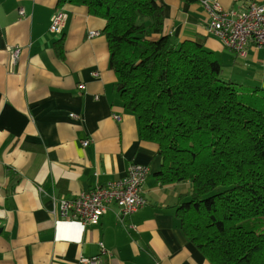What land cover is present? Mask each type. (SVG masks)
Returning <instances> with one entry per match:
<instances>
[{
    "label": "crops",
    "instance_id": "0c3cea01",
    "mask_svg": "<svg viewBox=\"0 0 264 264\" xmlns=\"http://www.w3.org/2000/svg\"><path fill=\"white\" fill-rule=\"evenodd\" d=\"M158 1L175 43L190 39L224 61L237 60L208 33L202 0ZM217 1L223 9H240L250 0ZM57 3L0 0V264H78L82 255L99 254L100 242L104 264H211L175 214L190 183L160 182L158 146L139 137L135 115L113 88L104 20L84 5ZM57 7L67 18L52 32L49 18ZM91 30L99 34L88 36ZM58 40L63 46L57 51ZM259 52L264 58L263 48L246 49L255 60ZM260 83L264 88V79ZM131 162L149 168L146 203L123 220L115 203L94 225L53 212V194L72 200L94 180L121 177Z\"/></svg>",
    "mask_w": 264,
    "mask_h": 264
},
{
    "label": "trees",
    "instance_id": "16d2710c",
    "mask_svg": "<svg viewBox=\"0 0 264 264\" xmlns=\"http://www.w3.org/2000/svg\"><path fill=\"white\" fill-rule=\"evenodd\" d=\"M65 2L104 20L113 88L157 144L160 182L190 183L181 231L211 264H264V88L233 81L202 43H175L158 0Z\"/></svg>",
    "mask_w": 264,
    "mask_h": 264
},
{
    "label": "built area",
    "instance_id": "2783aa9c",
    "mask_svg": "<svg viewBox=\"0 0 264 264\" xmlns=\"http://www.w3.org/2000/svg\"><path fill=\"white\" fill-rule=\"evenodd\" d=\"M208 13L207 31L218 37L222 44L233 50L240 58L246 57L249 44L255 48L264 49V0L261 2H247L244 9H223L217 0H202ZM23 13V8H20ZM67 13L62 8H56L49 18V30L61 31L66 23ZM99 31L91 30L88 36L98 35ZM18 47L11 53L13 62L18 56ZM96 72H93L95 74ZM79 88L82 87L80 84ZM119 119V115L113 114ZM88 140H83L85 145ZM149 172L148 166L136 162L128 164L126 171L117 179L99 183L94 180L90 188L79 192L72 200L55 198L52 201L57 205L58 216L73 218L84 224H97L101 216L112 203L117 206V216L123 220L138 208L145 205L142 186ZM100 253L92 256L82 255L78 264H104L102 254L104 245L100 242Z\"/></svg>",
    "mask_w": 264,
    "mask_h": 264
},
{
    "label": "rangeland",
    "instance_id": "374dc122",
    "mask_svg": "<svg viewBox=\"0 0 264 264\" xmlns=\"http://www.w3.org/2000/svg\"><path fill=\"white\" fill-rule=\"evenodd\" d=\"M225 52L231 54L228 50H225ZM259 55L260 56L256 55L258 60L252 59L251 55L247 54L245 58L238 57L237 60L232 63L222 60L218 52L214 53V57L221 62L228 76L231 75V77L242 86L250 87L261 86L260 80L264 79V58L261 56V52H259Z\"/></svg>",
    "mask_w": 264,
    "mask_h": 264
}]
</instances>
